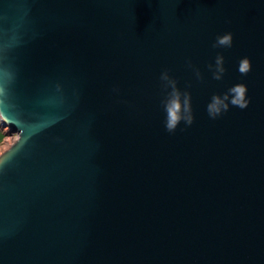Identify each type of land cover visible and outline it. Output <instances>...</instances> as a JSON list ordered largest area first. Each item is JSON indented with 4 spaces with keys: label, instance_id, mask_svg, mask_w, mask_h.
I'll list each match as a JSON object with an SVG mask.
<instances>
[{
    "label": "water",
    "instance_id": "1",
    "mask_svg": "<svg viewBox=\"0 0 264 264\" xmlns=\"http://www.w3.org/2000/svg\"><path fill=\"white\" fill-rule=\"evenodd\" d=\"M0 118V264H264V0H0Z\"/></svg>",
    "mask_w": 264,
    "mask_h": 264
},
{
    "label": "clouds",
    "instance_id": "2",
    "mask_svg": "<svg viewBox=\"0 0 264 264\" xmlns=\"http://www.w3.org/2000/svg\"><path fill=\"white\" fill-rule=\"evenodd\" d=\"M233 42L231 32L217 36L213 42V47H230ZM221 57H217V65L221 61ZM211 67V66H210ZM239 70L246 73L250 70V61L248 58H242L239 65ZM161 88L163 90L162 104L165 111V128L168 132H175L181 121L190 125L192 117L188 107L187 98L184 99L183 106L181 103V93L177 88V83L172 79L165 70L160 75ZM231 98L228 103L246 108L250 102V97H246V87L244 85H236L230 89ZM228 103L222 101L219 97H214L208 106L209 114L215 118L223 110H226Z\"/></svg>",
    "mask_w": 264,
    "mask_h": 264
},
{
    "label": "rangeland",
    "instance_id": "3",
    "mask_svg": "<svg viewBox=\"0 0 264 264\" xmlns=\"http://www.w3.org/2000/svg\"><path fill=\"white\" fill-rule=\"evenodd\" d=\"M18 134L10 133L8 128L3 129L0 126V154L10 148L15 143ZM9 139V140H8Z\"/></svg>",
    "mask_w": 264,
    "mask_h": 264
},
{
    "label": "built area",
    "instance_id": "4",
    "mask_svg": "<svg viewBox=\"0 0 264 264\" xmlns=\"http://www.w3.org/2000/svg\"><path fill=\"white\" fill-rule=\"evenodd\" d=\"M0 126L3 127V129L7 128V127L4 126L3 121L1 120V118H0Z\"/></svg>",
    "mask_w": 264,
    "mask_h": 264
},
{
    "label": "bare ground",
    "instance_id": "5",
    "mask_svg": "<svg viewBox=\"0 0 264 264\" xmlns=\"http://www.w3.org/2000/svg\"><path fill=\"white\" fill-rule=\"evenodd\" d=\"M4 129H5V128H4ZM18 137H19V136H17V138H18ZM8 140H9V139H8ZM17 140H18V139H16L15 142H16ZM13 144H14V143H13ZM10 147H11V146H10ZM7 150H8V149H7Z\"/></svg>",
    "mask_w": 264,
    "mask_h": 264
}]
</instances>
